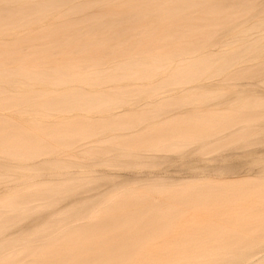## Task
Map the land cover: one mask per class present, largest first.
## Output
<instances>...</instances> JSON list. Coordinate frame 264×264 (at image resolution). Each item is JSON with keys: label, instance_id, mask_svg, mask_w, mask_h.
<instances>
[{"label": "rangeland", "instance_id": "obj_1", "mask_svg": "<svg viewBox=\"0 0 264 264\" xmlns=\"http://www.w3.org/2000/svg\"><path fill=\"white\" fill-rule=\"evenodd\" d=\"M77 48L81 53L73 51ZM0 55V67L63 66L67 72L99 66L133 67L127 65L132 59L140 63L134 67L146 70L151 61H156L152 67H163L166 75L161 78L165 79L163 82L154 72L149 80L141 77L143 74L136 82L130 81L134 85H129V81L115 86L106 83L107 86L93 85L95 90L89 84H81L76 88L81 93L93 90L91 93L97 97L102 92L99 98L109 97L106 103L86 111L68 105L58 113L50 110L41 117L37 106H32L12 114H18L17 120L9 111L0 112V118L32 129V134H37L35 140L46 137L43 140L47 145L53 143L41 150L26 149L39 153L31 156L32 162L29 160L24 167L36 173L32 171L36 178L30 179L32 184L27 180L23 184L25 179L18 171L13 167L5 170L0 164V218L9 215L0 222V234L5 236L0 235V260H4L0 264H40L46 260L47 264L49 260V264H93L98 257L102 258L99 261L109 259L105 264H144L141 257L146 251L161 253L163 260L178 258L179 264H264V0H0ZM167 58L176 61L164 63ZM107 61L112 62L111 66ZM174 67L198 68L192 69L187 79H175L169 75ZM214 67L226 69H221L223 75L220 72L216 76ZM141 78L148 85H138L143 83ZM129 88L140 92H127ZM37 90L38 87H28L24 92L33 94ZM121 90L124 95L119 98ZM33 119L39 124H33ZM70 121L87 122L86 131L76 127L71 129L72 135L71 131L61 135L58 129ZM88 128L94 131L87 132ZM56 131L59 133L54 135ZM7 134L0 129V139ZM10 134L18 143L19 134ZM134 138L138 141L134 142ZM53 146L61 147L60 156L52 158L56 162L49 160L55 168L45 157L51 148L50 152L54 151ZM63 150L68 151V156L62 154ZM125 151L133 155L127 156ZM2 152L5 155L0 154V161L4 163L5 158L26 151L16 145L5 147ZM44 181L53 192L51 189L44 194ZM52 181L63 184L54 186ZM16 203L20 208H10ZM127 212H136L137 216ZM199 220L206 221L205 225ZM144 221H149L145 223L148 227ZM152 222L164 229L156 230ZM209 227L212 233L206 230ZM136 231L151 232L153 237L146 235L147 241L136 243ZM168 232L174 233L169 236L173 242L177 239L175 245L172 241L168 244ZM202 232L207 236L204 239ZM22 238L24 241L17 242ZM25 241L32 244L24 243V247ZM224 241L228 243L222 244ZM3 242L9 244L6 249ZM34 245L40 248L37 250ZM4 257H8L7 261Z\"/></svg>", "mask_w": 264, "mask_h": 264}, {"label": "bare ground", "instance_id": "obj_2", "mask_svg": "<svg viewBox=\"0 0 264 264\" xmlns=\"http://www.w3.org/2000/svg\"><path fill=\"white\" fill-rule=\"evenodd\" d=\"M55 2V1H54ZM58 4V3H57ZM188 13V12H187ZM183 15V14H182ZM188 15V14H187ZM184 16H185V14H184ZM206 16V15H205ZM178 17H180V15L178 16ZM183 18H185V17H183ZM186 18L187 19H189V18H191V17H187L186 16ZM185 18V19H186ZM194 18H195V16H194ZM193 18V19H194ZM196 18H198V17H196ZM184 20V19H183ZM182 20V21H183ZM191 20V19H190ZM177 21H178V18H177ZM61 22V21H60ZM139 31V30H138ZM144 31V30H143ZM117 32V31H116ZM146 32H148V31H146ZM134 33V32H133ZM136 33V32H135ZM138 33V32H137ZM146 34V33H145ZM173 34V33H172ZM146 36V35H145ZM145 38H147V37H145ZM130 40V39H129ZM72 41V40H71ZM74 41H72V43H73ZM83 42V41H82ZM131 42V41H130ZM133 42H134V40H133ZM103 43L105 44V41H103ZM54 44V43H53ZM125 44H126V42H125ZM6 45V44H5ZM8 45V44H7ZM9 45H11V44H9ZM103 45V44H102ZM101 45V46H102ZM121 45V44H120ZM12 46V45H11ZM11 46H9V48L11 47ZM113 46V45H112ZM7 47V46H6ZM17 47V46H16ZM56 47V46H55ZM104 47H106V45L104 46ZM99 48V47H98ZM134 48V47H133ZM142 48V47H141ZM16 49V48H15ZM71 49V48H70ZM78 49V48H77ZM87 49V48H86ZM85 49V50H86ZM105 49V48H104ZM103 49V50H104ZM145 49V48H144ZM102 50V49H101ZM139 50H141V49H139ZM73 51H79V53H81L80 52V50L78 49V50H73ZM110 51V50H109ZM154 55H158V54H154ZM1 56V55H0ZM65 56V55H64ZM81 56V55H80ZM2 57V56H1ZM16 57V56H15ZM72 57H74V56H72ZM68 58V57H67ZM62 59V58H61ZM63 59H66V58H63ZM42 60V59H41ZM41 60H39V61H41ZM164 60V63H168V64H171V63H173V61H176V60H170L169 58H167V59H163ZM233 60V59H232ZM7 61V60H6ZM15 61V60H14ZM62 61V60H61ZM77 61V60H76ZM113 61V60H112ZM13 62V61H12ZM49 62H50V60H49ZM69 62V61H68ZM98 62V61H97ZM227 62H229V61H227ZM20 63V62H19ZM40 63V62H39ZM62 63V62H61ZM70 63V62H69ZM81 63V62H80ZM92 63V62H91ZM90 63V64H91ZM101 63H102V61H101ZM106 63H108V64H110V66H111V64H112V62H106ZM159 63H160V61H159ZM206 63V62H205ZM232 63V62H231ZM21 64V63H20ZM35 64V63H34ZM51 64V63H50ZM57 64H58V62H57ZM98 64V63H97ZM116 64V63H115ZM137 64H140V63H138L136 60H129L128 62H127V65H129V66H133V67H87V65H85L87 68L86 69H80V68H78L77 70H78V72H72V71H70V68H69V71L70 72H67L68 70L67 69H65V68H67V67H65L64 69H63V66L62 67H44V66H42L41 67V65H39L40 67H36V66H34V67H27V65L25 64V63H23V65H26V67H0V112H5V111H9L10 113H11V116H12V114H15V113H18L19 114V112L21 111V110H23V109H26V108H30V107H36L37 106V111L40 113V115H42V113L45 115L46 113H49V111L50 110H55L57 113H58V111L57 110H62L63 108H66L68 105H71V106H73V107H75L74 109H77V111L78 110H80L81 111V109L84 111H86V110H90L93 106H95V105H100V104H104V103H106V99H108L109 97L107 96V98H105V99H102V98H104L105 97V95H104V97H101V98H99L100 97V95H101V93H100V95L97 97L96 95H94V94H92L91 92L93 91H87V90H84V91H87V92H85V93H83L84 91L82 90V89H79V90H82V93L80 92V91H78V89H76L77 87H79V85H81V84H89L90 86V88H93L94 90H95V88H94V86L93 85H97V86H102L103 84L105 85L106 83L108 84V86H109V83H111V85H116V83H122V82H125V81H135L136 79H138L137 77L138 76H140V75H143V76H141V77H143L144 79L145 78H151V76H150V74L152 75V76H154V72L156 73V75L158 76V77H160L159 79H158V81H161V78H166L165 76V70H163L164 68L163 67H152V66H155L156 65V61H151L150 62V64H151V66L148 68V69H146V70H140V66L138 67H134V66H136ZM146 64V63H145ZM71 65V64H70ZM126 65V66H127ZM164 65V64H163ZM17 66H18V64H17ZM47 66V65H46ZM50 66V65H49ZM56 66V65H55ZM75 66V65H74ZM84 66V67H85ZM95 66V65H94ZM160 66V65H159ZM163 68V69H162ZM166 68H170V67H166ZM194 68H198V67H174L171 71H170V73H169V71H167L168 73H169V75L171 74V75H174L175 76V79H177L178 77L179 78H189L190 77V72H192L191 70L193 69V71H195L194 70ZM210 68V67H209ZM224 67H214V71H213V73L217 76V75H219L220 74V72H221V74H222V71H221V69H223ZM226 69V68H225ZM225 69H223V70H225ZM67 70V71H66ZM163 70V71H162ZM167 70V69H166ZM169 70V69H168ZM212 70V69H211ZM119 71V72H118ZM147 72H150L149 73V76L146 74ZM152 72V73H151ZM167 72H166V74H167ZM224 73V72H223ZM247 73V72H246ZM252 73V72H251ZM145 74H146V76H145ZM213 74V75H214ZM243 74H244V72H243ZM242 74V75H243ZM168 75V74H167ZM212 75V74H211ZM223 75V74H222ZM237 75V74H236ZM242 75H240V77L242 76ZM145 76V77H144ZM244 76V75H243ZM172 77L173 76H171V78H170V76L168 77L169 79H172ZM215 77V76H214ZM143 78H141L140 80L141 81H143ZM149 78V79H150ZM154 78V77H153ZM156 78V77H155ZM154 78V79H155ZM218 78H220L219 76H218ZM235 78V77H234ZM148 79V80H149ZM153 79V80H154ZM220 79H222V78H220ZM146 80V79H145ZM189 80V79H188ZM138 81V80H137ZM141 81H138V82H141ZM155 81H157V79L155 80ZM163 81H165V79H163L161 82H163ZM170 81V80H169ZM136 82V81H135ZM134 82V83H135ZM147 81H145V83H146ZM166 82H167V80H166ZM183 82V81H182ZM145 83H144V81H143V83H140V84H138V85H145ZM150 83V82H149ZM184 83V82H183ZM129 85H131V84H133V83H128ZM147 84V83H146ZM225 84V83H224ZM103 85V86H104ZM114 85V86H115ZM134 85V84H133ZM148 85V84H147ZM105 86H107V85H105ZM113 86V87H114ZM123 86V85H122ZM28 87H31V88H37L38 87V90L37 91H33L34 93L33 94H26L25 92H24V89L25 88H28ZM87 87V86H86ZM130 87V86H129ZM30 89V88H29ZM97 89V88H96ZM141 89V88H140ZM35 90V89H34ZM91 90V89H90ZM127 90V92L130 90V92H134V93H136V92H138V94H139V92L140 91H138V89H136V88H129V89H126ZM125 89H124V92L126 91ZM144 90V89H143ZM190 90V89H189ZM146 91V90H145ZM188 91V90H187ZM29 92V91H28ZM27 92V93H28ZM30 92L32 93V91L30 90ZM124 92H123V90H121L118 94H119V98H120V96H123L124 95ZM97 93H98V91H97ZM97 93H95V94H97ZM132 93H130V95H131ZM137 94V95H138ZM141 94H142V92H141ZM98 95V94H97ZM129 95V94H128ZM133 96H135V94H133ZM176 96V95H175ZM126 97V96H125ZM117 98H118V96H117ZM118 98V99H119ZM121 99H122V97H121ZM124 99V98H123ZM110 100V99H109ZM108 101V100H107ZM108 103V102H107ZM153 103V102H152ZM110 106V105H109ZM109 106H107L108 108H109ZM104 108V107H103ZM106 108V107H105ZM32 109V108H31ZM64 110V109H63ZM23 112V111H22ZM62 112V111H61ZM60 113V112H59ZM63 113V112H62ZM61 113V114H62ZM18 114H16V115H18ZM8 115V114H7ZM15 115V116H16ZM59 115V114H58ZM57 115V116H58ZM107 115V114H106ZM132 115V114H131ZM136 116H137V114H135ZM5 116H6V113H5ZM9 116V115H8ZM15 116L13 117V118H15ZM30 116V115H29ZM39 116V115H38ZM109 116V115H108ZM133 116V115H132ZM7 117V116H6ZM5 117V118H6ZM34 118L36 117L37 118V116L36 115H34L33 116ZM41 117H43V115L41 116ZM56 117V116H55ZM60 117H62V115H60ZM7 118H10V117H7ZM59 117H57V119L56 120H59L58 119ZM73 118V117H72ZM94 118V117H93ZM135 118V117H134ZM40 118H38V120H39ZM63 119V118H62ZM75 119V118H74ZM130 119H132V121L131 122H133V117H131ZM0 120H1V124H0V129L1 130H5V131H7L8 132V134L5 136V137H3V139H0V154L1 155H5V154H3V150H4V148L5 147H7V148H10V147H14V146H20V145H22V147H24V152H25V154L24 153H22V154H13V155H11V156H9L8 158H5V162L3 163V161H0V164H2L4 167H5V170L6 169H10V168H8V167H13L14 168V170H16V171H18L19 173H20V176H22L25 180L24 181H22V183L23 182H25L26 180L29 182V183H31L30 182V179H34V176H33V170H30V169H27V170H29L30 172H32V173H30L29 171H27V170H24V167L25 166H27V164H28V161L30 160V157L31 156H33V155H35V154H37V155H39V153L38 152H36V153H34L33 154V152H32V150L33 149H40V148H42V149H44L43 147L44 146H46L47 145V143L43 140V139H45L46 137H43V139L41 138H39V139H37V140H35L36 139V135L37 134H32V129H28V128H26V127H23V125H21L19 122H17V121H11V120H8V119H4V118H0ZM14 120H17L16 118L14 119ZM37 120V121H38ZM80 120V119H79ZM108 120V119H107ZM110 120V119H109ZM108 120V121H109ZM135 120V119H134ZM137 120H138V118H137ZM136 120V121H137ZM33 122H35V119H33L32 120ZM81 121V120H80ZM80 121H77V122H75V123H72V121H70L69 123L70 124H66L63 128H61V129H58V131L61 133V132H63V133H65V134H67L69 131H71L70 132V135H72L71 133H72V130H73V128H75L76 129V127L78 128V130H80L81 128L82 129H84L85 130V128H86V126H88L87 125V122H80ZM83 121V120H82ZM90 121H92V120H90ZM97 121H100V120H96V122ZM104 121V120H103ZM32 122V123H33ZM74 122V121H73ZM101 122H102V120H101ZM135 122V121H134ZM36 123H38V122H35V123H33V124H35V125H37ZM68 123V122H67ZM100 122H98V124H99ZM27 124V123H26ZM39 124V123H38ZM89 125L90 124H92V122L91 123H88ZM94 124V123H93ZM97 124V123H96ZM102 125H104L103 123H101ZM25 126V125H24ZM29 126V125H28ZM51 126V125H50ZM50 126H48L49 128H50ZM54 126V125H53ZM94 127H96L95 125H93ZM98 126H100V125H98ZM79 127H81L80 129H79ZM91 127V126H90ZM94 127L92 128V129H94ZM132 127V126H131ZM130 127V128H131ZM160 127H162V126H160ZM159 127V128H160ZM41 128V127H40ZM49 128H47V129H49ZM133 128V127H132ZM158 128V129H159ZM163 128V127H162ZM162 128H160L159 129V131H162ZM33 129H38L36 126H34L33 127ZM43 129V128H42ZM72 129V130H71ZM88 129H90V128H88ZM174 129H176V128H174ZM179 129V128H178ZM180 129H182V128H180ZM179 129V130H180ZM45 130V129H44ZM84 130H83V132H84ZM156 130V128L154 129V131ZM164 130V129H163ZM169 130V129H168ZM173 130V129H172ZM183 130V129H182ZM181 130V131H182ZM49 131V130H48ZM74 131V130H73ZM86 131V130H85ZM89 131H91V132H93L94 130H87V132H89ZM170 131V130H169ZM17 133V134H19V137H18V143H15L14 142V140H13V134H10V133ZM50 132H51V129H50ZM54 132H55V130H54ZM54 132H52V133H54ZM57 132V131H56ZM59 132H57L56 134H54V135H57ZM75 132H77V130H75ZM37 133H39L38 131H37ZM49 133V132H48ZM74 133V132H73ZM80 133H81V131H80ZM103 133V132H102ZM166 133H167V130H166ZM78 134V133H77ZM85 134V133H84ZM153 134V133H152ZM158 134H162L161 132L160 133H158ZM61 135H62V133H61ZM68 135H69V133H68ZM93 134H91V136H92ZM156 135V134H155ZM50 136V135H49ZM52 136V135H51ZM50 136V137H51ZM59 136V135H58ZM63 136H64V134H63ZM57 137V136H56ZM73 137V136H72ZM111 138V137H110ZM74 139V138H73ZM72 139V140H73ZM90 139V138H89ZM113 139H115L114 137H113ZM113 139H111V141L113 140ZM117 139H119V138H116V140ZM135 139V138H134ZM133 139V140H134ZM39 140V141H38ZM65 140V139H64ZM92 140V139H91ZM95 140V139H94ZM108 140H110V139H108ZM107 140V141H108ZM132 140V139H131ZM132 140V141H133ZM50 141V140H49ZM62 141V140H61ZM131 141V142H132ZM138 140L137 139H135V141L134 142H137ZM65 142V141H64ZM71 142H76V141H71ZM128 142H129V140H128ZM52 143V141L48 144V145H50ZM61 143V142H60ZM63 143V142H62ZM66 143H68L67 142V139H66ZM65 143V144H66ZM94 143H95V141H94ZM93 143V144H94ZM125 143V142H124ZM64 144V146H68V145H71L72 146V144H70V143H68V145H65ZM118 144H120V142L118 143ZM127 144V142L125 143V145ZM139 144V143H138ZM47 145V146H48ZM52 145H53V143H52ZM114 145H115V143H114ZM121 145V144H120ZM123 145V144H122ZM121 145V146H122ZM127 145H130V144H127ZM131 145H133V144H131ZM141 145V144H140ZM140 145H138V146H140ZM60 146H62V145H60ZM94 146V145H93ZM134 146H137V145H134ZM32 147V148H31ZM49 147V146H48ZM55 149H54V151H52V152H50L51 150H52V148H51V150L50 151H48V152H46L45 153V157H48V161L51 159V160H54L55 161V159H52L53 157H55L56 158V156L57 157H59L58 156V154L60 153V151H61V147H60V149L57 147H55V146H53ZM70 147V146H69ZM90 147V146H89ZM28 148H31L30 150H26V149H28ZM63 148V147H62ZM93 148V147H92ZM103 148V147H102ZM127 148H129V147H127ZM131 148V147H130ZM138 148V147H137ZM137 148H135V149H137ZM45 149H48L47 147H45ZM64 149V148H63ZM139 149V148H138ZM41 150V149H40ZM65 150V149H64ZM63 150V151H64ZM93 150H95V152H96V148L95 149H93ZM104 150V149H103ZM68 151H70V149L68 150ZM68 151H66V152H68ZM128 151H130V150H128ZM43 152V151H42ZM65 152V151H64ZM66 152L65 153H63L62 152V154H66ZM126 152V151H125ZM125 152H123V154L125 153ZM130 152H133V151H130ZM129 152H126L125 153V155H127ZM130 155H133L132 153H129ZM127 155V156H130V155ZM137 154V153H136ZM139 154V153H138ZM137 154V157L139 156ZM143 155V154H142ZM66 156H68V154H66ZM66 156H64L66 159H67V157ZM117 156V155H116ZM70 157V156H69ZM68 157V158H69ZM140 157V156H139ZM35 158V157H34ZM34 158H32V159H34ZM38 158V157H37ZM40 158V157H39ZM41 158H43V156L41 157ZM131 158V157H130ZM135 158V157H134ZM57 159V158H56ZM40 160H42L43 162H45L44 161V159H40ZM59 160V159H58ZM57 160V161H58ZM135 160H136V158H135ZM36 161V160H35ZM41 161V163H43ZM46 161H47V158H46ZM67 161V160H66ZM30 162H32L31 160H30ZM30 162H29V167H30ZM39 162V161H38ZM56 162V161H55ZM133 162H135L136 163V161H132V163ZM46 163V162H45ZM50 163H52V166L55 168V163H53V162H51V161H49V164ZM58 163V162H57ZM56 163V164H57ZM131 163V164H132ZM59 164V163H58ZM63 164V163H62ZM61 164V165H62ZM90 164H92L91 162H90ZM134 164V163H133ZM9 165V166H8ZM2 166V167H3ZM32 166V165H31ZM58 166V165H57ZM99 166H101V165H99ZM98 166V167H99ZM7 167V168H6ZM61 167V166H60ZM60 167H59V169H60ZM86 167H87V165H86ZM27 168V167H26ZM12 169V168H11ZM56 169H57V167H56ZM9 171V170H8ZM98 171V170H97ZM100 171V170H99ZM79 172V171H78ZM102 172V171H101ZM5 173V172H4ZM57 173V172H56ZM34 174H36L35 172H34ZM55 175V173L53 172L52 173V175ZM58 174V173H57ZM73 174V173H72ZM72 174H70V175H72ZM42 175V174H41ZM38 176V177H37ZM37 178H39L40 177V174L38 175L37 174ZM68 176V175H67ZM18 177H19V175H18ZM41 177H44V175H42ZM18 179V178H17ZM32 179V180H33ZM36 179V178H35ZM34 179V180H35ZM20 180H21V178H20ZM20 180H18V181H20ZM23 180V179H22ZM31 180V181H32ZM2 181V180H1ZM38 181V180H37ZM37 181H35V182H37ZM47 181V180H46ZM46 181H44L43 183H45V185L44 186H46V187H44V186H42V185H40V187L42 186V189H46L45 191H44V194H45V192L48 190V191H50L51 189H52V187H50V186H48V185H46ZM55 181V180H54ZM17 182V181H16ZM21 182V181H20ZM19 182V185H18V183H17V185L18 186H20V183ZM58 182H59V180H58ZM62 182V181H61ZM138 182V181H137ZM29 183H27L28 185H30ZM32 183H34V182H32ZM31 183V184H32ZM39 183V182H38ZM38 183H37V185H38ZM42 183V184H43ZM52 183H55V185L54 186H56L57 184H59V183H56V182H53L52 181ZM65 183V182H64ZM24 184V183H23ZM26 184V183H25ZM40 184V183H39ZM48 184H50V185H52L51 183H48ZM63 183H61V184H59V185H62ZM1 185V184H0ZM27 185V186H28ZM34 185H36V184H34ZM6 186H7V184H6ZM10 186V185H9ZM8 186V187H9ZM14 187H15V184L13 185ZM24 186H26V185H24ZM30 186H32V188H33V185H30ZM48 186V187H47ZM54 186H53V188H54ZM76 186V185H75ZM1 187V186H0ZM12 187V186H11ZM38 186H36L35 188H37ZM44 187V188H43ZM69 187V186H68ZM13 188V187H12ZM11 188V189H12ZM66 188V187H65ZM64 188V189H65ZM9 190H10V187L8 188ZM41 188L39 189L40 191L42 190ZM59 189H61V187L59 188ZM62 189H63V187H62ZM68 189V188H67ZM7 190V189H6ZM14 190V189H13ZM58 190V189H57ZM8 191V190H7ZM6 191V192H7ZM47 191V192H48ZM52 192H53V189H52ZM69 192H70V190H69ZM35 193L36 192H34V195H35ZM38 193V192H37ZM39 193H41V192H39ZM50 193V192H49ZM74 193V192H73ZM83 193V192H82ZM43 194V193H42ZM61 194V193H60ZM41 195V194H40ZM42 196V195H41ZM32 197H33V195H32ZM43 197V196H42ZM82 197V196H81ZM5 198V197H4ZM8 198V197H7ZM6 198V199H7ZM13 198V197H12ZM1 199V198H0ZM9 199H11V198H9ZM76 199V198H75ZM4 200V199H3ZM3 200H2V202H3ZM74 199H72V201H73ZM11 201H12V199H11ZM17 202H18V200H16ZM20 201V200H19ZM75 201V200H74ZM143 201H145V200H143ZM147 201V200H146ZM145 201V202H146ZM1 202V203H2ZM14 202H15V199H14ZM137 203L139 202V201H136ZM147 203H149L150 204V201H148ZM9 205H10V203H8ZM13 204V203H12ZM11 204V205H12ZM142 204V203H141ZM140 204V205H141ZM171 204V207L172 206H174V207H176V205H172V203H169L168 205H170ZM16 205H17V203H16ZM16 205H14V206H12V207H10V208H20V205H19V207H18V205L16 206ZM98 205V204H97ZM143 205H145V204H143ZM162 205V204H161ZM167 204H164V206L163 207H167L166 206ZM16 206V207H15ZM146 206V205H145ZM90 207H92V206H90ZM89 207V208H90ZM133 207V206H132ZM144 208V207H143ZM168 208V207H167ZM173 208V207H172ZM46 209V208H45ZM93 209V208H92ZM133 209H137L136 207L134 208L133 207ZM141 209V208H140ZM147 209H148V205H147ZM150 209V208H149ZM148 209V210H149ZM161 209V208H160ZM19 210L20 209H17L16 211H18L19 212ZM138 210V209H137ZM142 210V209H141ZM146 209H144V211H145ZM256 210V209H255ZM260 210V209H259ZM16 211H12V212H16ZM126 211V210H125ZM130 211V210H129ZM135 211V210H134ZM144 211H141V212H144ZM174 211V210H173ZM17 212V215L19 214ZM83 212V211H82ZM139 212H140V210H139ZM146 213H147V210L145 211ZM175 212H177V211H175ZM261 212V211H260ZM7 213V212H6ZM127 213H131V212H127ZM127 213H125L126 215H127ZM138 213V212H137ZM250 213H252L251 211H250ZM256 213H258V212H256ZM13 214V213H12ZM14 214H16V213H14ZM87 214V213H86ZM132 214V213H131ZM135 215H136V212L134 213ZM134 214H132V215H134ZM139 214V213H138ZM145 213H143V215H144ZM254 214V213H253ZM4 215V214H3ZM3 215H2V217H3ZM6 215L7 214H5L4 215V217H6ZM142 214H140L139 215V217L141 216ZM142 215V216H143ZM256 215V214H255ZM254 215V216H255ZM258 215H259V213H258ZM262 215H263V212H262ZM9 216V215H8ZM7 216V217H8ZM11 216V215H10ZM19 216V215H18ZM18 216H16L17 218H18ZM137 216V215H136ZM3 217V218H4ZM6 217V218H7ZM15 217V218H16ZM130 217V216H129ZM129 217H127V218H129ZM135 217V216H134ZM133 216H132V218H134ZM253 217V216H252ZM3 218H0V222H2L1 220L3 219ZM125 218V217H124ZM131 218V217H130ZM138 218V217H137ZM196 218V217H195ZM10 219V218H9ZM32 219V218H31ZM193 219V218H192ZM37 220V219H36ZM130 220H132V219H130ZM137 220V219H136ZM135 220V221H136ZM263 220V219H262ZM4 221V220H3ZM120 221V220H119ZM123 221V223H124V220H122ZM122 221H121V223H122ZM146 221V220H145ZM142 222V223H147V222H149V221H147V222ZM191 221V220H190ZM189 221V222H190ZM193 221V220H192ZM191 221V222H192ZM195 221H197V219L195 220ZM200 221V220H199ZM202 221V220H201ZM200 221V222H201ZM249 221V220H248ZM264 221V220H263ZM41 222V221H40ZM115 222V221H114ZM116 222H118V221H116ZM128 222V221H127ZM130 222V221H129ZM169 222V221H168ZM172 222V221H171ZM199 222V223H200ZM208 222V221H207ZM212 222V221H211ZM253 222L254 223H256L254 220H253ZM5 223V222H4ZM4 223H2V224H4ZM111 223V222H110ZM119 223V222H118ZM117 223V224H118ZM132 223H134V222H132ZM141 223V224H142ZM152 223H154V222H152ZM193 223V222H192ZM195 223H198V222H194V224ZM198 223V224H199ZM201 223H203V226L205 225V223H206V221H205V223H204V221H202ZM215 223V222H214ZM213 223V224H214ZM243 223V222H242ZM1 224V225H2ZM8 224V223H7ZM26 224V223H25ZM158 224H162V223H158ZM190 224V223H189ZM220 224H222V223H220ZM219 224V225H220ZM225 224H226V222H225ZM244 224V223H243ZM247 224V223H246ZM246 224H244V225H246ZM248 224H249V222H248ZM264 224V223H263ZM106 225H108V224H106ZM121 225H123V224H121ZM120 225V226H121ZM131 225V224H130ZM143 225V224H142ZM147 224H145V226H146ZM187 225H188V223H187ZM202 225V224H201ZM208 225V224H207ZM116 226V225H115ZM139 226H141V225H139ZM145 226H143V228L145 227ZM152 226V225H151ZM153 226L154 227H156V230L160 227H157V225H155V223L153 224ZM164 226H167V228H169L168 226V224H166V225H164ZM186 226V225H185ZM189 226V225H188ZM209 226H211L210 224H209ZM221 226V225H220ZM220 226H219V228H220ZM252 226V225H251ZM257 226V225H256ZM147 227H148V225H147ZM161 227H163V225H161ZM161 227L159 228L160 230H161ZM173 228H175L176 229V227H174V225L172 226ZM171 227V228H172ZM191 227H192V225H191ZM190 227V228H191ZM261 227V226H260ZM5 228H7V225H6V223H5ZM25 228V227H24ZM94 228V227H93ZM115 228V227H114ZM125 228V227H124ZM129 228V227H128ZM181 228V227H180ZM247 228V227H246ZM254 227H252V229H253ZM264 228V227H263ZM96 230H94V231H97V229L98 228H95ZM107 229V228H106ZM111 229V228H110ZM137 229H141L140 227L139 228H137ZM163 229H164V227H163ZM165 229H166V227H165ZM196 229V228H195ZM210 229V227L208 228V229H206L207 231ZM217 228H215V230H216ZM247 229H249V228H247ZM2 230H3V228H2ZM5 230V229H4ZM114 230V229H113ZM126 230V229H125ZM146 230V229H145ZM148 230V229H147ZM151 231H153V229H150ZM156 230H154V231H156ZM168 230V229H167ZM198 230H199V233L201 232L200 231V229L198 228ZM212 230L213 229H211V232L210 231H208L209 233H212ZM106 231H108V230H106ZM110 231V230H109ZM112 231V230H111ZM122 231H124V230H122ZM153 231V233H155ZM159 231V230H158ZM169 231V230H168ZM170 231H172V230H170ZM169 231V232H170ZM4 232V231H3ZM28 232H30V230L28 231ZM164 233H166L165 231H163ZM167 233L168 234V236L170 235V233ZM173 232H175V231H173ZM190 232H191V230H190ZM195 232V231H194ZM193 232V233H194ZM198 232V231H197ZM197 232H195V233H197ZM205 232V231H204ZM204 232H202L203 233V235H204ZM235 232H237V231H235ZM19 233V232H18ZM50 233V232H49ZM95 233V232H94ZM182 233V232H181ZM209 233L207 234V235H209ZM3 234L4 233H2V235L1 236H3ZM151 234V232L150 233H148V231H147V233H145L144 231L143 232H135L134 233V237H135V239H133V240H135L136 241V243L137 242H143L144 240H145V238H144V236L146 237V235H148V237H149V235ZM157 234H159V233H157ZM174 234V233H173ZM172 234V235H173ZM188 234V233H187ZM186 234V235H187ZM198 234V233H197ZM128 235H130V234H128ZM172 235H170L171 237H172ZM183 235H184V233H183ZM185 235V236H186ZM192 235V234H191ZM211 235H213V234H211ZM125 236V235H124ZM127 236V235H126ZM125 236V237H126ZM151 237L150 238H152L153 237V234L152 235H150ZM160 236H161V233H160ZM164 236V235H163ZM169 236V237H170ZM184 236V237H185ZM190 235H188V237H189ZM205 236V235H204ZM4 238H5V236H3ZM7 237V236H6ZM148 237H146V238H148ZM171 237H170V240L169 241H167V242H169L168 244H170V243H172L173 241H172V239H171ZM183 237V236H182ZM184 237H183V240H184ZM196 237V236H195ZM200 237V236H199ZM207 236H205V237H203V239L204 238H206ZM105 238H106V236H105ZM110 238V237H109ZM116 238V237H115ZM123 238V237H122ZM129 238V237H128ZM3 239V238H2ZM111 239H112V236H111ZM125 239H127V238H125ZM125 239H121V240H125ZM149 239V238H148ZM163 239H165V238H163ZM166 239H167V237H166ZM179 239V238H178ZM198 239H200V238H198ZM239 239V238H238ZM27 240V239H26ZM173 240H174V238H173ZM180 240H181V238L179 239V242H180ZM201 240H202V236H201ZM0 241H2L1 240V237H0ZM3 241L5 242V241H7V240H5V239H3ZM19 241H24V239L22 238L21 240L19 239L17 242H19ZM28 241H30V239L28 240ZM27 241V242H28ZM126 241V240H125ZM145 241H147V240H145ZM172 241V242H171ZM228 241H230V240H228ZM228 241H224V242H222V244H224L225 242V244H227L228 243ZM3 242V244L5 245V244H7V245H5V249L7 248L6 246H8L9 244L8 243H4ZM8 242H10V244L12 243L10 240H8ZM16 242V243H17ZM97 242V241H96ZM106 242V241H105ZM107 242H109V241H107ZM116 242V241H115ZM118 242V241H117ZM139 242V243H140ZM164 242H166V241H164ZM178 241H177V239H176V242H173L174 243V245L177 243ZM183 242V241H182ZM181 242V243H182ZM184 242H185V240H184ZM206 242V241H205ZM236 242V241H235ZM20 243V242H19ZM24 243L25 244H27L28 246L30 245V244H32V242L29 244V243H26V241L25 242H23V246H24ZM35 243V242H34ZM134 243V242H133ZM135 243V244H136ZM145 243V242H144ZM172 243V244H173ZM36 244V243H35ZM123 244V243H122ZM167 244V245H168ZM206 244V243H205ZM211 244V243H210ZM215 244V243H214ZM2 245V244H1ZM27 245L26 246H24V247H27ZM96 245H98V244H96ZM112 245V244H111ZM137 245V244H136ZM138 245H140V244H138ZM138 245H137V247H138ZM144 245V244H143ZM167 245H166V247H167ZM213 245V244H212ZM211 245V246H212ZM218 245V244H217ZM216 245V246H217ZM229 245V244H228ZM34 246H36L35 247V249H37L38 247L37 246H39V245H34ZM95 246V245H94ZM206 246H208V245H206ZM22 247V246H21ZM20 247V248H21ZM111 247V246H110ZM115 247V246H114ZM113 247V248H114ZM116 247H119V246H116ZM151 247H153L152 245H151ZM209 247V246H208ZM2 248L4 249V246H2ZM31 247H29V249H30ZM40 248V247H39ZM38 248V249H39ZM62 248V247H61ZM66 247H64V249H65ZM92 248V247H91ZM97 248V247H96ZM101 248V247H100ZM99 248V249H100ZM150 248V247H149ZM211 248V247H210ZM213 248V247H212ZM29 249L27 250V251H29ZM37 249V250H38ZM60 249V248H59ZM95 249V248H94ZM94 249H91L90 251H92V250H94ZM16 250H17V246H16ZM20 250H22V248L21 249H19V252H20ZM32 250L34 251V249H33V247H32ZM37 250H35V251H37ZM53 250V249H52ZM63 250V249H62ZM101 250V249H100ZM100 250H99V252H100ZM117 250V249H116ZM115 250V251H116ZM2 250L0 249V252H1ZM7 251V250H6ZM12 251H15V250H12ZM18 251V250H17ZM26 251V252H27ZM34 251V252H35ZM55 251H56V249H55ZM54 251V252H55ZM89 251V250H88ZM98 251V250H97ZM114 251V250H113ZM145 251H146V249H145ZM11 252V251H10ZM31 252V251H30ZM59 252V251H58ZM57 252V253H58ZM62 251H60V253H61ZM66 252V251H65ZM68 252V251H67ZM121 252V251H120ZM129 252V251H128ZM156 252V251H155ZM7 253V252H6ZM6 253H4L5 255H6ZM29 253V252H28ZM33 253V252H32ZM48 253H49V251H48ZM60 253H58V254H60ZM63 253H64V251H63ZM117 253V252H116ZM159 252H157V253H154V252H152V251H149V252H145V254L144 253H142L143 254V256L141 257L143 260H144V264H151V263H153V264H166V263H168V264H179V260H178V258H176V259H172V260H163V259H160L161 257H160V254L161 253H159ZM166 253V252H165ZM12 254V253H11ZM46 254V253H45ZM44 254V255H45ZM51 254H53L52 253V251H51ZM58 254H56L55 255V257L57 258V255ZM62 254V253H61ZM66 254V253H65ZM65 254H62V255H65ZM68 254H71V253H68ZM73 254V253H72ZM114 254V253H113ZM167 254H170L169 252H168V250H167ZM12 255H14L15 256V253L14 254H12ZM43 255V256H44ZM74 255V254H73ZM128 255V254H127ZM129 255H131L130 254V252H129ZM128 255V256H129ZM4 256V255H3ZM50 256V255H49ZM60 256V255H59ZM75 256V255H74ZM98 255H96V257H97ZM122 256V255H121ZM126 256V255H125ZM1 257V256H0ZM9 258H10V256H8ZM7 257V258H8ZM51 257V256H50ZM53 257V256H52ZM68 257V256H67ZM77 257V256H76ZM116 257V256H115ZM5 258V257H4ZM7 258H5V260L7 259ZM13 258V257H12ZM49 258V257H48ZM61 258V257H60ZM59 258V259H60ZM70 258H72V257H70ZM99 258L100 257H98V261H99ZM128 258V257H127ZM158 258V259H157ZM67 259V258H66ZM100 259H102V258H100ZM104 259V258H103ZM118 259V258H117ZM123 259H124V257H123ZM1 260H2V258H1ZM0 260V261H1ZM11 260V259H10ZM52 260H54V259H52ZM65 260V259H64ZM71 260V259H70ZM74 260H76V259H74ZM95 260V259H94ZM109 260V259H108ZM108 260H106V261H108ZM124 260H126V258L124 259ZM7 261V260H6ZM43 261V260H42ZM47 261V260H46ZM46 261H44V262H42V263H40V264H47L46 263ZM54 261H56V259L54 260ZM53 261V262H54ZM72 261V260H71ZM79 261H82V260H79ZM96 261H97V259H96ZM95 262V263H93V264H105L104 262H106L105 260H100L99 262ZM2 263L4 262V260L3 261H1ZM49 262L50 263H52L51 262V260H49L48 261V264H49ZM70 262V261H69ZM68 262V263H69ZM73 262V261H72ZM93 262V261H92ZM126 262V261H125ZM124 262V263H125ZM1 263V264H2ZM6 263V262H5ZM9 263V262H8ZM10 263H11V261H10ZM79 263H81V262H79ZM83 263V262H82ZM87 264H88V262H86ZM113 263V262H112ZM117 264H118V262H116ZM217 263V262H216ZM16 264V263H15ZM23 264V263H22ZM75 264H76V262H75ZM85 264V263H84ZM107 264H109V263H107ZM224 264V263H223Z\"/></svg>", "mask_w": 264, "mask_h": 264}]
</instances>
